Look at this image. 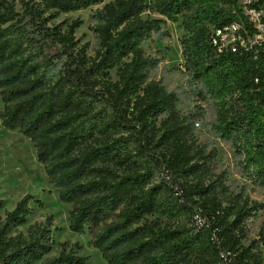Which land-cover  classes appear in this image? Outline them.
Here are the masks:
<instances>
[{
  "label": "trees",
  "instance_id": "trees-1",
  "mask_svg": "<svg viewBox=\"0 0 264 264\" xmlns=\"http://www.w3.org/2000/svg\"><path fill=\"white\" fill-rule=\"evenodd\" d=\"M104 1L0 0L2 125L32 140L59 199L72 205L69 229L88 231L108 264H264V230L242 240L245 220L264 201L231 218L220 201L204 198L210 184L186 181L216 156L191 140L205 106L195 103L185 120L178 92L153 76L162 58L143 48L151 37L169 38L167 23L180 21L181 71L196 101L212 102L217 132L246 152L253 183L264 189V48L217 53L211 42L214 28L247 21L241 3L110 0L90 16L95 55L75 36L83 20L65 29L52 22ZM32 198L0 217V264H86L78 244L60 242L52 254L51 216L26 233L12 230L26 224ZM155 215L190 221L165 227Z\"/></svg>",
  "mask_w": 264,
  "mask_h": 264
},
{
  "label": "rangeland",
  "instance_id": "rangeland-1",
  "mask_svg": "<svg viewBox=\"0 0 264 264\" xmlns=\"http://www.w3.org/2000/svg\"><path fill=\"white\" fill-rule=\"evenodd\" d=\"M108 1L110 0L77 11L57 13L52 22L60 24L61 28L65 29L75 19L83 20L76 28L75 36L79 40V45L89 44L87 47L89 55H95L99 46L92 31L95 22L90 16ZM213 2L225 8L232 6L229 0ZM179 24L180 21L177 23L169 21L167 28L170 37L164 40L151 37L144 43L143 48L146 53L162 58L153 76L168 90L178 92L181 102L179 108L185 120H189L188 114L195 103H202L205 106L201 124H196L192 128L191 140L195 146L198 145L204 150L216 148V156L210 161L209 168L205 172L189 175L186 181L189 184L196 182L210 184L212 189L204 198L220 201L229 217L233 218L237 210L250 206L254 200L264 201V189L253 183L251 168L244 163L246 152L239 151L233 140H224L217 132L215 126L217 112L212 102L196 101L197 91L182 72L185 59L180 38L184 31ZM111 78L113 81L117 79L116 69L111 70ZM2 109L3 102L0 95V112ZM29 194L33 197L29 203L31 213L26 224L13 227V231L20 230L26 233L31 223L45 221L51 216L52 235L56 242L52 254L56 253L58 243L68 242L69 245L78 244L75 251L79 255L88 257L86 264H108L100 251L91 244L88 231L79 234L69 229L68 217L72 205L59 199L57 188L49 181L42 163L38 160L32 140L18 129L6 128L0 119V198L4 200L0 217H5L6 211L12 210L22 197ZM253 214L244 222L245 229L242 234L244 242L252 241L261 230H264V210ZM151 218H156L160 225L165 227H182L188 225L190 221L188 217L174 221L158 215ZM41 263L39 261L36 264Z\"/></svg>",
  "mask_w": 264,
  "mask_h": 264
},
{
  "label": "built area",
  "instance_id": "built-area-1",
  "mask_svg": "<svg viewBox=\"0 0 264 264\" xmlns=\"http://www.w3.org/2000/svg\"><path fill=\"white\" fill-rule=\"evenodd\" d=\"M240 3L247 21L233 20L213 29L211 42L217 53L253 45L264 48V0H241Z\"/></svg>",
  "mask_w": 264,
  "mask_h": 264
}]
</instances>
